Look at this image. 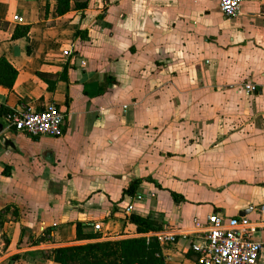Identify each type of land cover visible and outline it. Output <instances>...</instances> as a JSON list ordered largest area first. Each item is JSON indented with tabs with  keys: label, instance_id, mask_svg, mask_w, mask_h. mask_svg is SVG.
I'll return each instance as SVG.
<instances>
[{
	"label": "crops",
	"instance_id": "1",
	"mask_svg": "<svg viewBox=\"0 0 264 264\" xmlns=\"http://www.w3.org/2000/svg\"><path fill=\"white\" fill-rule=\"evenodd\" d=\"M56 8L0 0V57L18 70L12 90L0 85V107L55 103L66 116L61 137L0 134V264H56L55 247L138 237L124 193L137 179L145 199L133 214L162 229L250 209L244 216L260 221L264 0H245L233 18L218 0H90L83 15L73 7L63 16ZM18 25L31 26L29 38H13ZM66 65L68 80L50 90L39 73ZM79 222L99 237L78 240ZM255 236L264 243V227ZM190 242L180 237L166 264H197Z\"/></svg>",
	"mask_w": 264,
	"mask_h": 264
},
{
	"label": "built area",
	"instance_id": "2",
	"mask_svg": "<svg viewBox=\"0 0 264 264\" xmlns=\"http://www.w3.org/2000/svg\"><path fill=\"white\" fill-rule=\"evenodd\" d=\"M221 12L225 17L233 18L242 9L245 0H218ZM264 17V13L262 14ZM15 20L20 21L19 16ZM69 54V52H66ZM244 89L248 95L256 93L252 83ZM65 113L55 103L48 104L44 109H23L15 111L6 118V129L27 132L32 136L61 137L64 134ZM155 196L154 193L151 194ZM145 199L143 194L131 197L125 213L130 219L134 210V201ZM260 221H253L246 216L224 217L219 213L208 214L205 219L195 217L193 227L187 229H161L140 233V236L151 241L155 239L161 246V254L178 245L180 237L190 239V248L197 254V264H258L264 243L257 240L255 234L264 227V204L260 205ZM97 232H102V223L94 225Z\"/></svg>",
	"mask_w": 264,
	"mask_h": 264
},
{
	"label": "trees",
	"instance_id": "3",
	"mask_svg": "<svg viewBox=\"0 0 264 264\" xmlns=\"http://www.w3.org/2000/svg\"><path fill=\"white\" fill-rule=\"evenodd\" d=\"M106 8L115 0H103ZM90 0H57V14L63 16L69 13L73 7L78 12L84 14L88 8ZM31 26L18 25L13 34V38H29ZM82 31L78 30L76 34ZM39 75L48 83L50 90H55L56 84L60 80H68V66L59 74L50 75L39 73ZM18 70L8 61L5 56L0 57V85L13 89ZM15 110L7 107H0V118L5 122L8 115ZM140 180H135L124 193L135 195ZM137 226L138 233L161 230L162 227L150 216L143 217L138 214H132L130 217ZM77 239L97 238L98 234L84 233V224L77 223ZM49 258H53L56 264H166V258L161 254V246L155 240L147 241L146 238L130 237L115 240L90 242L83 244L65 245L55 247L50 250Z\"/></svg>",
	"mask_w": 264,
	"mask_h": 264
},
{
	"label": "water",
	"instance_id": "4",
	"mask_svg": "<svg viewBox=\"0 0 264 264\" xmlns=\"http://www.w3.org/2000/svg\"><path fill=\"white\" fill-rule=\"evenodd\" d=\"M4 129H5V123L0 119V134L4 131ZM251 211H252V209L246 210V211L242 212L240 215L244 216V215L248 214Z\"/></svg>",
	"mask_w": 264,
	"mask_h": 264
},
{
	"label": "rangeland",
	"instance_id": "5",
	"mask_svg": "<svg viewBox=\"0 0 264 264\" xmlns=\"http://www.w3.org/2000/svg\"><path fill=\"white\" fill-rule=\"evenodd\" d=\"M113 240H115V239H113Z\"/></svg>",
	"mask_w": 264,
	"mask_h": 264
}]
</instances>
